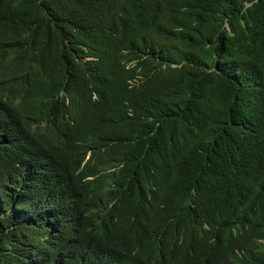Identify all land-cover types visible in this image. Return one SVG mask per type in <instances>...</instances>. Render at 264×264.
I'll return each instance as SVG.
<instances>
[{
	"label": "trees",
	"instance_id": "1",
	"mask_svg": "<svg viewBox=\"0 0 264 264\" xmlns=\"http://www.w3.org/2000/svg\"><path fill=\"white\" fill-rule=\"evenodd\" d=\"M0 264H264V0H0Z\"/></svg>",
	"mask_w": 264,
	"mask_h": 264
}]
</instances>
